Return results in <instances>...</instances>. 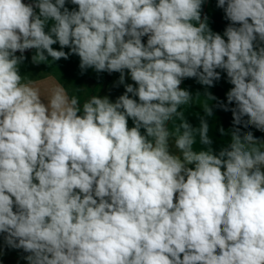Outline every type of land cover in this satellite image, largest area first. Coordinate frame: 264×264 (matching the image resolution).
<instances>
[{
  "label": "clouds",
  "instance_id": "obj_1",
  "mask_svg": "<svg viewBox=\"0 0 264 264\" xmlns=\"http://www.w3.org/2000/svg\"><path fill=\"white\" fill-rule=\"evenodd\" d=\"M204 3L0 0V233L28 264H264V141L245 131L264 132V0H217L222 34ZM30 49L33 63L119 72L125 92L42 96L21 74ZM222 72L227 103L210 99L233 127L217 150L213 108L195 127L180 85Z\"/></svg>",
  "mask_w": 264,
  "mask_h": 264
},
{
  "label": "crops",
  "instance_id": "obj_2",
  "mask_svg": "<svg viewBox=\"0 0 264 264\" xmlns=\"http://www.w3.org/2000/svg\"><path fill=\"white\" fill-rule=\"evenodd\" d=\"M28 3L29 0H23ZM70 9L75 7L74 5H66ZM202 18L207 17L205 23L209 24V27L214 32L223 33L225 27L230 23L224 18V12L217 7V0H205L202 6ZM146 37L143 38V42L146 43ZM55 50H60L59 44L53 45ZM64 51H69L65 48ZM35 49L26 50L24 55L27 59L21 65V74L24 75L25 81H31L32 86L38 88L42 96L47 97L50 95L52 89L56 85H62L68 95L77 96L81 105L87 99H90L93 95H99L101 97L108 96L111 102H115L116 99L124 94L125 86L119 83V72H96L94 69L89 68L82 70L79 67L80 59L76 55H72L68 60L61 59L53 62L49 57V60L41 63H33L32 57L35 55ZM20 55L19 52L16 53ZM219 71V70H218ZM221 80L215 82L214 87L210 89L197 83L195 78L185 79L180 85L181 88L188 90L193 100L190 104L181 106V111L184 112V117L195 127H199V117L203 115V106L210 104L213 108L214 115L209 118V138L214 141L213 147L217 150L220 147L226 146L230 141V135L220 136L218 129L223 127L226 133H230L232 130V113L231 111H224L216 107L217 101H211L210 93L218 98L219 101L227 103L226 93L232 87L227 82L226 73H221ZM125 84H134L131 80L128 70H125ZM210 92V93H209ZM198 93V94H197ZM131 96V94H129ZM138 99V98H137ZM234 107V104L229 105V108ZM180 120L174 118L169 124V130L172 131L175 125L179 124ZM129 126H132V121L129 120ZM247 130H251L254 136L259 137L264 141V132H260L253 127ZM174 140H170V151L173 154L177 153V150L172 146ZM194 150H201L205 146L199 142V136H196V143L194 144Z\"/></svg>",
  "mask_w": 264,
  "mask_h": 264
},
{
  "label": "rangeland",
  "instance_id": "obj_3",
  "mask_svg": "<svg viewBox=\"0 0 264 264\" xmlns=\"http://www.w3.org/2000/svg\"><path fill=\"white\" fill-rule=\"evenodd\" d=\"M27 255L22 249L9 247L4 238L0 239V264H28L24 259Z\"/></svg>",
  "mask_w": 264,
  "mask_h": 264
},
{
  "label": "trees",
  "instance_id": "obj_4",
  "mask_svg": "<svg viewBox=\"0 0 264 264\" xmlns=\"http://www.w3.org/2000/svg\"><path fill=\"white\" fill-rule=\"evenodd\" d=\"M6 234L0 233V239L4 238Z\"/></svg>",
  "mask_w": 264,
  "mask_h": 264
}]
</instances>
